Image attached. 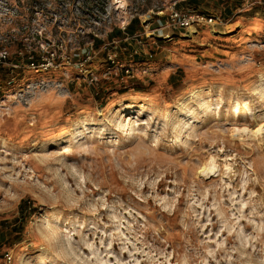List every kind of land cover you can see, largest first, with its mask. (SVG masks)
<instances>
[{
  "label": "rangeland",
  "instance_id": "1",
  "mask_svg": "<svg viewBox=\"0 0 264 264\" xmlns=\"http://www.w3.org/2000/svg\"><path fill=\"white\" fill-rule=\"evenodd\" d=\"M0 2V264H264V0Z\"/></svg>",
  "mask_w": 264,
  "mask_h": 264
},
{
  "label": "built area",
  "instance_id": "2",
  "mask_svg": "<svg viewBox=\"0 0 264 264\" xmlns=\"http://www.w3.org/2000/svg\"><path fill=\"white\" fill-rule=\"evenodd\" d=\"M59 4H61V9H62V5H64L63 10L66 11H71V15L75 16V14H79L80 10L79 8H73V10H71V4L68 2L69 0H58ZM2 3L0 2V5ZM82 8V7H81ZM98 10V9H97ZM91 12V11H88ZM86 12V13H88ZM40 15H43V12H40ZM86 19L84 23H87L88 21L95 23V17L94 15L88 13L86 15ZM97 17V16H96ZM214 19L209 17L208 15H205L202 13H197V11H192V10H187V11H178V10H174L172 9L171 14H170V22H171V27L173 29H177L178 31H190L194 28V24L200 25V24H214L215 22L213 21ZM97 21V19H96ZM4 23V21H3ZM5 24V23H4ZM13 24V23H10ZM35 24V23H34ZM121 24H131L130 21L126 20L124 22H122ZM122 29L126 30L125 27H123ZM123 30V31H124ZM30 50H34L33 48H31V46H29ZM16 61H12L11 58L8 57L9 54V50L8 49H4V55L1 56L0 58V63L1 64H7L12 66L13 68H18L19 64L18 62L20 60H18L19 57H26L27 58V67L32 68L33 71L37 70L39 73H43L45 71H48L49 68H53L54 65H47V63L45 62V59L48 57L46 56L45 53L40 52V54L38 55H34L32 52H29L28 50V55H25V52L23 50H16ZM50 55H52V60L54 58H56L57 53L53 52L50 53ZM3 59V60H2ZM25 68V67H22ZM36 71H34V73H38ZM128 74V72H126ZM21 90V89H20ZM19 95V94H18ZM18 95L16 96V99H18ZM13 262V255L12 252H7L4 256V264H12Z\"/></svg>",
  "mask_w": 264,
  "mask_h": 264
},
{
  "label": "bare ground",
  "instance_id": "3",
  "mask_svg": "<svg viewBox=\"0 0 264 264\" xmlns=\"http://www.w3.org/2000/svg\"><path fill=\"white\" fill-rule=\"evenodd\" d=\"M34 71H36V72H38L37 70H34ZM33 71V72H34ZM39 73V72H38ZM193 97V98H195L196 97V92H191V94L189 95V97ZM197 98V97H196ZM206 106V105H205ZM133 108H131L130 110H132ZM133 114H136V112H132V111H130L126 116L128 117V116H130V115H133ZM129 118V117H128ZM131 118V117H130ZM126 120V119H125ZM129 120H131V119H129ZM128 120V121H129ZM138 122H139V120H136L135 121V123H134V125H130L129 126V135L130 136H134L136 133H137V131H138V128L136 127L137 125H138ZM128 123V122H127ZM129 123H131V122H129ZM128 125V124H127ZM125 126L123 125V123H119V129H122V128H124ZM127 127V126H126ZM193 128H194V126L192 125V124H190V123H184V126H183V130L185 131V133H187V134H190V133H192L193 132ZM88 132L90 131L89 129H86ZM246 130H248L247 128H244L243 129V131L242 132H244V131H246ZM262 131H264V126H260L257 130H256V134H261V132ZM245 133V132H244ZM46 146V145H45ZM47 148H45V150H46ZM217 173V166H216V162H215V160L212 158L211 159V161L209 162V163H207L202 169H201V171H200V175L202 176V177H204V178H206V179H210L211 177H213L215 174ZM103 261H100V263H102Z\"/></svg>",
  "mask_w": 264,
  "mask_h": 264
}]
</instances>
